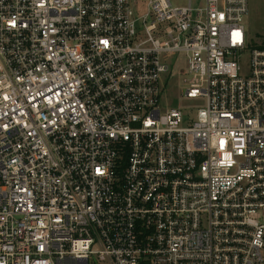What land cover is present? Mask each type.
<instances>
[{
    "label": "built area",
    "instance_id": "1",
    "mask_svg": "<svg viewBox=\"0 0 264 264\" xmlns=\"http://www.w3.org/2000/svg\"><path fill=\"white\" fill-rule=\"evenodd\" d=\"M248 12L0 0V264H264ZM178 61L194 115L162 102Z\"/></svg>",
    "mask_w": 264,
    "mask_h": 264
},
{
    "label": "rangeland",
    "instance_id": "2",
    "mask_svg": "<svg viewBox=\"0 0 264 264\" xmlns=\"http://www.w3.org/2000/svg\"><path fill=\"white\" fill-rule=\"evenodd\" d=\"M190 0H171L174 6L185 7ZM249 12L245 19V25L248 32L250 42L261 43L264 41V0H248ZM205 0H192L193 7L203 6ZM185 69V63L178 61L173 68V73L167 83V88L162 97V102L168 107H180L191 111L194 115L195 111L202 107L205 103L202 99H192L184 96L185 83L180 70Z\"/></svg>",
    "mask_w": 264,
    "mask_h": 264
},
{
    "label": "trees",
    "instance_id": "3",
    "mask_svg": "<svg viewBox=\"0 0 264 264\" xmlns=\"http://www.w3.org/2000/svg\"><path fill=\"white\" fill-rule=\"evenodd\" d=\"M254 46L264 48V41L261 43H253Z\"/></svg>",
    "mask_w": 264,
    "mask_h": 264
}]
</instances>
